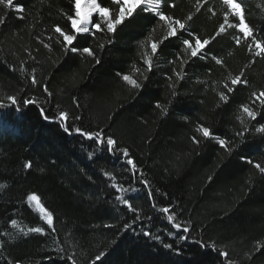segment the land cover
<instances>
[{"label": "trees", "instance_id": "obj_1", "mask_svg": "<svg viewBox=\"0 0 264 264\" xmlns=\"http://www.w3.org/2000/svg\"><path fill=\"white\" fill-rule=\"evenodd\" d=\"M154 1L187 27L179 38L160 43L154 55L150 43L160 42L167 28L151 7L146 13L138 10L134 22L118 27L115 34H81L75 45L80 51L65 53L54 28L59 24L74 34L67 20L74 11L73 0H14L12 8L0 4V18H5L0 25V101L8 103L9 95L37 101L28 106L21 103V111L0 108V184L4 185L0 188V264H70L68 256L77 264H90L102 251L108 253L104 264H228L216 251L193 241L215 244L229 253L234 264H264V247H260L264 245V174L253 166H264V134L253 130L244 142L235 137L245 126L257 123L249 121L242 105L264 117V107L251 103L252 93L264 90V55L257 56L254 45L249 52L252 41L226 26V32L203 50L205 59L193 58L183 39L194 43L191 32L201 40L213 37L228 6L223 0H206L197 12V0ZM238 2L264 43V0ZM97 3L115 7L106 0ZM172 3L175 7H168ZM20 6L23 11H16ZM190 15L193 20L187 21ZM228 20L238 23L231 15ZM237 37L240 45L235 44ZM83 47H91L101 63L82 53ZM148 56L153 61L151 71L144 62ZM216 59L223 63L217 64ZM176 72L184 79L178 80ZM241 73L247 85L227 93L225 84L232 87L231 79ZM33 74L36 85L31 84ZM123 74L141 83L142 90L124 82ZM44 84L52 97L43 92ZM221 92L229 95L227 104L220 100ZM157 101L160 108L155 106ZM40 107L49 116L67 111L70 127L104 129L118 147H127L143 178L150 181L155 207L139 177L133 179L130 167L107 153L96 159L98 150L91 141L67 135L57 123L44 120ZM257 120L264 123L261 117ZM199 124L212 128L217 138L232 141L230 146L239 145L238 150L229 155L215 141L204 140L196 131ZM193 136L201 140L200 145L193 143ZM28 161L31 169L23 167ZM105 171L115 179L104 177ZM113 183L129 190L125 198L133 188L140 189L132 203L141 223L127 232L123 225L136 215L115 199L119 193ZM31 192L39 194L41 204L53 212L55 234L42 212L28 204L26 196ZM170 205L176 206L171 209L176 222L191 228L188 241L178 239L183 233L177 234L167 221L171 212L159 211ZM12 219L17 225L11 224ZM31 227H44L47 235L29 233ZM141 227L152 238L141 235ZM164 244H172L173 249Z\"/></svg>", "mask_w": 264, "mask_h": 264}, {"label": "snow or ice", "instance_id": "obj_2", "mask_svg": "<svg viewBox=\"0 0 264 264\" xmlns=\"http://www.w3.org/2000/svg\"><path fill=\"white\" fill-rule=\"evenodd\" d=\"M85 2L86 0H73V14L67 16V20L70 21V27L74 34H69V32L64 31L59 24H57L54 28V32L59 34V37L62 38L65 53H78L80 51V49L75 45L78 41V36H81V34H88L92 37H95L97 32H107L115 34L118 27H127L129 24L134 22L135 17L138 15V10L139 13H146L148 11V5L152 3V0H106L107 3L115 6L114 8L109 6H102L100 3H97L96 0H91V3L87 10H85V8L83 7ZM204 2H206V0H197V12L200 11ZM223 3L228 6L229 11L224 13V21L222 24H220L218 31L213 37L201 40L199 36L195 35L194 32H191L189 34L193 36L194 43L192 39H183L182 43L184 47L190 51L191 57L205 59L206 53H204L203 50H205L211 44V42L216 39V37L226 32V26L238 30L239 33L242 34L245 41H248L249 39L252 41V43H248L247 45L249 52L253 51L254 45L255 49L257 50L255 54L257 56L264 55V43H262L260 39H257L253 28L250 27L249 23L246 21L245 8L243 7L242 3L238 2V0H223ZM0 4L5 5L7 8H12L14 5V0H0ZM168 7L174 8L175 4H169ZM15 10L18 12H22L23 7L20 6ZM151 11L152 13H154L155 18L159 22H163L167 28V35L164 36L160 42L152 41L150 43V50L154 55L157 53L160 43H163L164 41L170 40L172 38H179L181 34L187 31V27L186 22H182L180 19H176L174 17L166 15L162 10H160L159 7L152 8ZM213 15H215L214 12ZM229 15L237 18L238 23L230 24L228 20ZM93 16H95V20H93ZM20 18L23 19V17ZM192 20L193 17L191 15L187 17V21ZM4 23L5 18H0V25H3ZM102 24L104 25V27H102ZM112 42L113 41L109 40V44H111ZM235 44H241V39L239 37L235 39ZM46 47L50 46L46 45ZM101 48H103V45H101ZM82 53L93 57L97 65L101 63V60L96 57V54L91 47H83ZM213 58L215 59V57ZM144 62L146 63L148 70L151 71L153 66L152 57H146ZM216 63L222 64L223 61L220 59H216ZM33 72H35L34 69ZM175 76L178 80L184 79L183 75L180 72H176ZM243 76L244 73H241L240 75H237L236 77L231 79L230 83L232 87H228L227 83L225 84L227 93L230 94L234 92L237 85H247L248 81L247 79H242ZM121 78L124 82L128 83L134 89L142 90L143 85L141 83H138L137 80L133 79L130 75L123 74ZM146 79L147 77H145V80ZM168 79L171 80L172 78L168 77ZM37 83V77L35 74H33L31 76V84L36 85ZM43 92L48 97H52L53 95V93L49 91V87L47 84L43 85ZM173 95L175 96L177 95V93L173 92ZM219 97L223 103L227 104L229 102L230 97L225 92H221L219 94ZM7 101L8 103L0 101V108L12 107L16 111H21V103H23V105L25 106L37 104V101L34 99L26 98L21 101L18 100V98L14 95H9L7 97ZM257 102L260 106L264 107V90L252 93L251 103L255 105ZM155 106L157 108L161 107L159 101L156 102ZM241 111L246 114L249 121H256L257 123L252 125L251 128L245 126L242 131H238L235 133V137L239 138L241 142H244L243 138L245 137V135H250L253 130L255 131V133L264 134V123H260L257 120L258 117L264 119V117L261 116V113L257 110H254V108L250 107L248 104L242 105ZM39 112L44 120L57 123L67 135H76L83 138V140L91 141L95 148L98 150L97 156L95 157L96 159H100L104 153H107L109 157H112L118 161H122L125 166L130 167L133 179L135 180L137 177H139L138 183L141 185L143 190L147 192L148 200L152 201L153 207H155L153 192L150 187V181L143 178V171L137 167L136 160L134 157H132L127 147H118L117 140L114 139L111 135L106 136L104 129H100L98 131H86L81 127H70L69 113L67 111L62 110L54 116H49L46 113L45 108L40 107ZM75 119L79 120L81 119V117L77 116L75 117ZM241 123L243 124L242 118ZM196 131L201 134L204 140L215 141V143L220 148L227 151L229 155H231L232 152L237 151L239 148V145L230 146L232 144V141H229L227 138H217V135H214L213 129L210 127H205L203 124H199L196 128ZM192 141L196 145L201 144V140L197 139L195 136L192 137ZM89 158H92L91 154H89ZM240 158L245 160V162L248 164H253L252 159H249L242 155ZM253 166L255 169L259 170L260 173L264 174V166H262L261 163H255ZM23 167L25 169H31L33 167L32 162L28 161L24 163ZM102 175L110 180L115 179L111 175V173L107 171L103 172ZM3 187L4 185L0 184V188ZM111 187L115 189L117 193H119V195L115 197L118 203L121 204L127 211L136 215V218L134 220L123 225V231L127 232L128 230L133 229L134 225L139 226L141 223V218L137 214V209L133 207L132 200L136 199V194L139 193L140 189L133 188L129 197L125 198L124 193L128 192V189L123 188L121 185L116 183H113ZM162 195L166 196L167 193H162ZM26 200L29 205L34 202L39 207L40 211L42 212L43 221L46 222V225L48 226L51 233L55 234L56 228L54 226V214L52 211H49L46 207H44V205L41 204V196L36 192H31L27 194ZM173 207L176 206L170 205L168 207L160 209L159 211L161 213L167 214L171 212V209ZM167 221L170 223L171 227L177 234L183 233L182 235H178V239H181L183 241L189 240V236L187 235V233L191 232V228L188 226H182L180 222H176L177 217L175 212H171V214L167 215ZM11 224L17 225V220L12 219ZM105 227L112 228L114 227V225L106 224ZM21 231H23V229H21ZM140 231L141 235L152 238V233L149 231H145L143 227H141ZM28 232L47 235L44 227H31L28 229ZM25 235H27V233H25ZM155 239L160 240V236L157 235ZM193 243H199L201 248H211L212 250L216 251L218 255L227 260L228 264H234V262L229 259V253L227 251L221 252L216 248L215 244L207 245L203 241H193ZM2 246L3 245L0 244V247ZM163 246L170 250L173 249L172 244H164ZM260 247H264V245ZM257 250L259 251V247L257 248ZM175 251L177 254H180L179 249H176ZM107 255L108 253L106 252H100L98 255H95L93 259H91L90 264H104ZM67 260L70 262V264H77L76 259H74L72 256H68ZM17 264H19V261H17Z\"/></svg>", "mask_w": 264, "mask_h": 264}, {"label": "bare ground", "instance_id": "obj_3", "mask_svg": "<svg viewBox=\"0 0 264 264\" xmlns=\"http://www.w3.org/2000/svg\"><path fill=\"white\" fill-rule=\"evenodd\" d=\"M90 3H91V0H86L85 4L83 5V7L85 8V10L88 9Z\"/></svg>", "mask_w": 264, "mask_h": 264}, {"label": "rangeland", "instance_id": "obj_4", "mask_svg": "<svg viewBox=\"0 0 264 264\" xmlns=\"http://www.w3.org/2000/svg\"><path fill=\"white\" fill-rule=\"evenodd\" d=\"M96 2H97V0H96ZM33 206H34V208L36 209V210H38V211H40V209H39V207L33 202ZM41 212V211H40Z\"/></svg>", "mask_w": 264, "mask_h": 264}]
</instances>
